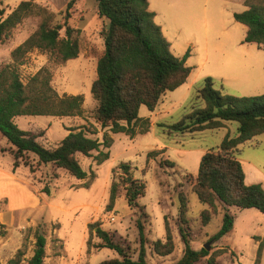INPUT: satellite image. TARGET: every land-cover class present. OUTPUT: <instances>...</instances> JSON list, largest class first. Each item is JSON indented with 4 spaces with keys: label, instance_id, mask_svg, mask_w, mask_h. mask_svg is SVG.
<instances>
[{
    "label": "rangeland",
    "instance_id": "374dc122",
    "mask_svg": "<svg viewBox=\"0 0 264 264\" xmlns=\"http://www.w3.org/2000/svg\"><path fill=\"white\" fill-rule=\"evenodd\" d=\"M23 1L47 8L57 24H64L69 13L67 25L74 30L79 55L61 61L51 51L34 49L14 63L12 52L41 23L42 15L34 12L0 38V71L13 65L21 82L27 84L46 70L50 86L59 95H82L84 102L80 116H23L17 119L18 127L33 133L47 149L56 148L69 130H83L100 143L107 136L112 139V146H100V151L109 152V159L102 164L96 162L97 151L90 157L77 156L87 173L83 180L52 164H40L32 153L19 160L16 167L22 183L0 180V264H9L18 251L22 252L20 264H28L37 233L47 240L45 264H100L122 259L114 250L96 248L102 241L88 228L89 224H97L109 232L126 255L137 261L141 246L138 221L143 224L148 264L177 262L184 250L182 230L195 250L211 242L208 252H220L218 264H254L258 245L264 238V214L253 208H227L218 202L210 224L203 226L201 213L210 209L192 192L201 157L208 151H217L226 136L236 137L238 123L225 122L221 129L203 131L172 128L178 123L190 124L187 117L204 108V102L197 96L206 77L213 78L214 88L223 94L235 97L264 94V45L244 43L247 27L233 19L234 13L245 11L244 2L242 5L241 0H148L149 10L156 14L154 21L170 43L173 55L182 58L191 49L186 65L192 71L183 86L163 96L154 112L141 107L139 116L149 120V132L140 134L145 125L139 122L131 137L103 129L96 118L98 103L91 87L109 24L99 17L97 2L76 0L67 12L70 0H48L56 10L46 2L0 0V10L4 11L0 20ZM60 35L65 37V29ZM7 145L6 139L0 141V146ZM7 152L3 156L0 152V165L9 171L14 168V149ZM233 154L242 164L246 183L261 184L264 188V134L239 145ZM123 164L129 166L128 173L121 167ZM131 179L145 186V196L133 206L126 199L127 180ZM113 184L117 187V198L110 208ZM45 188L48 194L43 193ZM181 193L187 200L185 222L180 216ZM226 211L235 218L234 228L222 239L213 241L211 238L219 230ZM165 220L170 225L175 249L171 255L161 257L154 253L153 244L165 241ZM196 264H206V259ZM259 264H264V250Z\"/></svg>",
    "mask_w": 264,
    "mask_h": 264
},
{
    "label": "trees",
    "instance_id": "16d2710c",
    "mask_svg": "<svg viewBox=\"0 0 264 264\" xmlns=\"http://www.w3.org/2000/svg\"><path fill=\"white\" fill-rule=\"evenodd\" d=\"M98 4L99 17L108 20V30L104 35V52L96 66V79L91 93L97 101L96 118L103 129L114 134L124 133L133 137L139 122L145 128L140 131L144 135L149 132V120L139 116L141 107L154 112L163 96L183 86L192 69L186 65L191 49L182 58L171 52V45L163 31L154 21L155 13L149 10L148 0H94ZM70 0L67 12L75 4ZM247 10L234 13L233 19L247 27L244 43L264 45V0H245ZM41 14L42 20L38 30L23 44L12 52L14 63H17L28 52L34 49L51 51L61 61L75 59L79 55L74 30L67 25L70 18L66 15L64 24L53 21V14L48 9L32 1L21 2L6 18L0 20V38L10 32L29 14ZM4 11L0 10V16ZM65 29V37L60 32ZM205 106L194 111L187 119L190 124H175L177 131L216 130L224 127L225 122L238 123L237 136H226L217 151L206 152L200 160L198 174L192 186V192L205 209L201 213L203 226L210 224L212 215L217 212V203L225 207L239 209H256L264 214V188L261 184L246 183V176L241 162L233 151L253 137L264 134V94L249 97H235L223 94L214 88L211 77L204 79V85L198 96ZM84 98L82 95H59L50 86V74L43 70L23 84L13 65H6L0 71V132L14 149V170L19 160L26 154H34L40 164H52L66 171L70 176L83 180L87 173L83 170L77 156L90 157L94 151L97 164L109 159V152L100 151V146H112V139L105 136L103 143L88 137L83 130H69L54 149H47L37 142L30 131L21 130L14 119L17 117H76L82 114ZM25 165L27 163L25 162ZM125 173L129 166L121 165ZM126 199L130 206L140 197L145 196V186L135 180H127ZM88 187V186H87ZM43 193H49L47 188ZM117 198V187L112 185L109 197L111 208ZM180 216L185 222L187 213L186 196L179 194ZM235 218L226 211L223 214L219 230L211 240L218 241L234 228ZM141 246L137 261L126 255L123 248L113 241L109 232L97 224H89L95 236L102 243L96 248L114 250L122 259H111L100 264H148L146 261L145 236L143 224L138 221ZM91 231V232H92ZM184 250L181 258L174 264H196L206 259V264H218L220 252L210 254L204 248L195 250L184 230L181 231ZM256 240L260 238L255 237ZM47 240L41 233L36 234L33 255L28 264H45ZM175 249L172 231L165 220V241H155L153 251L165 257ZM264 250V238L258 245L256 260L259 264L261 252ZM22 252L9 264H20Z\"/></svg>",
    "mask_w": 264,
    "mask_h": 264
},
{
    "label": "crops",
    "instance_id": "0c3cea01",
    "mask_svg": "<svg viewBox=\"0 0 264 264\" xmlns=\"http://www.w3.org/2000/svg\"><path fill=\"white\" fill-rule=\"evenodd\" d=\"M34 1H38V2H46L47 4H49V5H51L52 6V8L53 9H55L56 10V8L53 6V4H50L49 2H48V0H34ZM242 1V5H243V2H245V0H241ZM243 7L245 8V10H247V8L245 7V5H243ZM155 18H156V14H155ZM18 119V117L17 118H15L14 119V122L17 124V120ZM17 126H19V125H17ZM3 139H5L4 137H3V135L1 134V132H0V141H2ZM7 141V140H6ZM11 147L9 146V145H7L6 147H3V146H0V152H1V155L3 156V155H6V154H8V149H10ZM5 149H7V151L5 150ZM18 170V168L17 169H15V170H13V168H10L9 169V171H7V170H5L4 168H3V166L2 165H0V180H10V181H17L18 183H22L21 181H20V179L17 177V174H16V171ZM6 178H5V177ZM232 232V231H231ZM230 232V233H231ZM229 233V234H230ZM181 258V257H180ZM179 258V259H180ZM178 259V260H179Z\"/></svg>",
    "mask_w": 264,
    "mask_h": 264
},
{
    "label": "water",
    "instance_id": "95a60500",
    "mask_svg": "<svg viewBox=\"0 0 264 264\" xmlns=\"http://www.w3.org/2000/svg\"><path fill=\"white\" fill-rule=\"evenodd\" d=\"M210 244H211V242L208 243V244H205V245L203 246V248H204L205 250H207V251H210V250H211Z\"/></svg>",
    "mask_w": 264,
    "mask_h": 264
}]
</instances>
